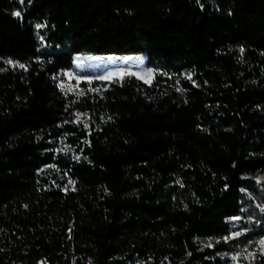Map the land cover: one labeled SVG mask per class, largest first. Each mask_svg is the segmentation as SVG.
<instances>
[{"label":"trees","instance_id":"16d2710c","mask_svg":"<svg viewBox=\"0 0 264 264\" xmlns=\"http://www.w3.org/2000/svg\"><path fill=\"white\" fill-rule=\"evenodd\" d=\"M79 55L155 77L66 95ZM263 239L264 0H0V264H264Z\"/></svg>","mask_w":264,"mask_h":264},{"label":"rangeland","instance_id":"374dc122","mask_svg":"<svg viewBox=\"0 0 264 264\" xmlns=\"http://www.w3.org/2000/svg\"><path fill=\"white\" fill-rule=\"evenodd\" d=\"M128 57L131 59L126 60ZM155 73V70L147 66L143 55L121 57L79 55L74 60L73 70L66 71L59 77V86L66 95H75L79 98L89 92L100 93L104 89V84L120 81L127 76H134L143 82L151 83ZM95 83L99 85L94 87ZM80 117L83 120L87 116L80 114ZM261 241L248 252V259L252 262L257 256L264 254V244ZM38 264H48V262L42 259ZM234 264L243 263L236 259Z\"/></svg>","mask_w":264,"mask_h":264},{"label":"snow or ice","instance_id":"6c2138e0","mask_svg":"<svg viewBox=\"0 0 264 264\" xmlns=\"http://www.w3.org/2000/svg\"><path fill=\"white\" fill-rule=\"evenodd\" d=\"M21 2H23V0H21ZM15 14H16L17 16L20 15L19 12L15 13ZM129 59H131V57L126 58V60H129ZM10 63H11V62H10ZM21 67H23V65H21ZM237 235H239V233H237ZM261 243L264 244V241H261Z\"/></svg>","mask_w":264,"mask_h":264}]
</instances>
